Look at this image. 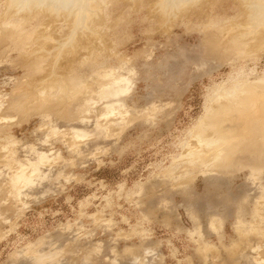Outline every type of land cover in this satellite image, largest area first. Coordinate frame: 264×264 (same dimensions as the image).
Wrapping results in <instances>:
<instances>
[{
	"label": "rangeland",
	"instance_id": "374dc122",
	"mask_svg": "<svg viewBox=\"0 0 264 264\" xmlns=\"http://www.w3.org/2000/svg\"><path fill=\"white\" fill-rule=\"evenodd\" d=\"M8 1L0 264H264V163L216 167L195 151L210 109L264 94V46L230 44L252 7L96 0L74 38L64 13L14 16ZM115 80L116 108L97 110L93 92Z\"/></svg>",
	"mask_w": 264,
	"mask_h": 264
},
{
	"label": "bare ground",
	"instance_id": "6f19581e",
	"mask_svg": "<svg viewBox=\"0 0 264 264\" xmlns=\"http://www.w3.org/2000/svg\"><path fill=\"white\" fill-rule=\"evenodd\" d=\"M95 1L96 0H21V1L14 0V1H11V2L8 1V2H9V7L11 8L14 7V9L12 8V10H15V12L12 13L14 16L19 11L20 12L25 11L26 13L31 11L32 9H37V11H40V12L45 11L46 10L45 8H47V6L48 8L51 7L50 9L47 10L48 11L47 13L49 14V11H50L52 16L53 14H57L56 13L57 11L59 15H56V17L60 16L61 13H64L65 15H67L64 17L65 18L64 23H68V27L69 29H71L70 32L74 35L72 36L75 38L76 30H78V28L82 25L84 27L88 25L85 22L88 21L87 19H89L87 18V16L89 15V12L90 14H92V16H93L92 12L96 13L95 10L97 9L94 7V3L95 5H97L96 4L97 2ZM97 1L99 2V0ZM187 1L189 0H158L157 6L159 8L157 10L163 11L164 14L165 12L170 13L169 11H172L174 9L179 10L180 7L184 6L185 4L184 2H187ZM177 4L179 8L176 9L175 6ZM179 4H182V6ZM242 4H243L242 6L243 8L245 5V9L252 7V10L251 11L249 10L251 8H249L248 10L247 9L245 10L247 12L250 11V13L246 12V18L242 26L237 25L238 27L239 26L240 27L239 28H236L237 26L235 27L236 28L235 30L237 29H240V30L237 31L236 34L231 38L232 40L228 38V40H231V42L229 41L231 46H233V44L236 47L240 46L242 50L245 47H247L246 44H250L252 42L259 44V46H264V0H248V1L244 0ZM10 5H13V6H10ZM98 6L99 8L102 7L100 3H98L97 7ZM9 7L7 6L8 8L7 10L11 9ZM164 14L163 15L161 14V15L164 16ZM69 16L71 19L67 18ZM83 20H84V23L82 22ZM55 24H53L52 22V25H55ZM70 37H66L67 40L68 38L69 40H71ZM74 38L72 39L74 40ZM71 41L69 42L65 41V42L66 44L69 43V45H71L70 44ZM224 45H225V42H224ZM241 46H244V48ZM253 46H256V45H253ZM64 47H66V45ZM58 48L60 49L59 45H58ZM62 48L63 46H61V49ZM231 49H233V47ZM119 81L121 80H115L113 85L107 88H103L98 92L94 90L95 92H93V94H95V96L98 95L102 99V100L100 99L101 104L99 103V106L96 107L97 110L108 108V107L116 108V105L107 102V100L110 96L114 97L124 91V88L119 87V84H120ZM122 81L124 80L122 79ZM239 91H237V93L233 95H227V97L225 98L224 104H220L217 107L215 106L216 107L215 109L213 110L210 109L207 112L203 120H206L209 123L201 120L197 124V127H195L196 129L198 128V130L200 129L202 130L201 139L197 141L196 149H195V151L201 155L202 164L205 163V165H208V163L206 164V162H211L214 159L221 160V162L216 161V164L214 161L211 163L212 165L215 164L214 166L217 165L216 167H220L219 166L220 164L217 162L222 163L224 161H225V165L222 164L223 166H232V165L235 166V164L236 166L237 164H239L240 166H244L246 164L251 165V164H263L264 163V120H263L264 119V94H261V95H256V94L251 95L250 94L251 96L243 97V93H241L242 90L240 92ZM234 95H236V97H234ZM88 96L89 95L84 96V98ZM84 98H81L82 100L79 98L80 100L76 101L75 105L71 107L72 110H77V108L79 107L82 108V106L86 104V101H85L86 98L85 100H83ZM105 100H106V103H103ZM241 112L242 113L244 112L243 115L247 114V116L246 115L243 116ZM237 114L239 115L236 116ZM256 116L259 118L261 117V119L263 118L262 119L263 123L262 121L260 122ZM252 117H254L255 119L257 118L258 122L257 120H254ZM208 119L210 121H208ZM202 121L204 123L206 122V124H202ZM259 125H261V127ZM202 141L203 142L207 141V142L203 144ZM217 142H220V143H217ZM218 157H220L221 159H218ZM226 168L227 167H225L224 169ZM224 169L222 168L220 169V171ZM215 170L217 171V168Z\"/></svg>",
	"mask_w": 264,
	"mask_h": 264
}]
</instances>
